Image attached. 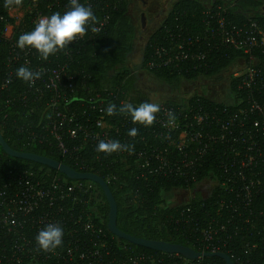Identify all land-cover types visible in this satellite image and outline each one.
<instances>
[{
    "label": "built area",
    "instance_id": "obj_1",
    "mask_svg": "<svg viewBox=\"0 0 264 264\" xmlns=\"http://www.w3.org/2000/svg\"><path fill=\"white\" fill-rule=\"evenodd\" d=\"M38 2L24 0L19 6L5 5L3 14L0 13V24L3 25L0 40L7 43L6 57L0 69L1 126L9 123L13 130L26 134L28 144L54 145L62 155H69L82 171L80 173L91 172L74 153L83 151L86 145L97 152L100 141L118 140L132 146L131 151L112 154L120 161L134 157L141 161V167L149 175L193 183L196 188L208 181L212 189L220 187L238 200L243 195L246 205L250 204L252 188H258L264 182V171L252 172L254 157L250 154L243 157V149L249 152L251 148L241 149L240 143L245 137L254 138L252 133H259L257 129L264 133V77L260 69L248 66L234 73L236 78H240V88H250L252 84H257L259 88V98L250 103L249 111L258 115L252 129H247L243 120L227 109L207 110L199 100L186 107H168L156 102L160 111L154 123L149 128L135 125L127 113L118 111L124 103H130L129 98L120 99L118 93L108 88L98 91L90 85L91 76L84 70L76 69L74 61L85 46L94 44L97 35L108 27L109 13L116 9L117 2L79 0L93 10L97 18L93 27L98 30L94 32L89 28L83 37L46 61L34 50L18 49L16 42L21 34L34 29L40 17L53 14V9H59L61 14L68 11L71 0H44L48 14L39 10ZM226 14L224 6L207 9L202 21L203 33L193 36L179 25L175 28L164 26V33L158 41L162 39L168 47L152 43L153 55L147 68H175L179 63L194 60L204 62L210 51L221 47L243 50L249 55L254 48L264 46L262 26L249 19L247 27H239L230 23ZM154 40L157 41V38ZM254 60L250 54L247 64L251 65ZM21 66L39 71L40 79L32 85L19 80L16 71ZM76 98L86 101L87 106L71 107ZM109 104L117 107L112 116L106 114ZM240 113L245 114L243 111ZM218 114L228 116L222 120ZM133 127L138 129L134 138L128 136ZM214 127L219 132L217 137L208 132V129L215 130ZM141 131L153 135L156 144L139 137ZM67 141L75 145L69 147ZM216 141L224 144V159L219 163L221 175L216 180L206 178L198 181L205 163L204 156ZM134 142L143 145L135 148ZM112 180H115L114 176L107 177L105 182L108 184ZM91 189L90 184H69L48 173L36 180L32 171L16 167L7 170L0 164V264H111L103 259V253L108 254L109 247L102 229L86 207L93 199ZM50 222L63 227L64 242L54 252L46 253L36 246L35 237ZM218 232H225L224 226L218 230L207 228L201 231L203 242L208 245L217 243L211 253L219 252L221 242L223 246L227 243L220 240ZM252 249L255 250L256 246ZM148 260L142 255L139 259L130 257L122 263L136 264Z\"/></svg>",
    "mask_w": 264,
    "mask_h": 264
},
{
    "label": "trees",
    "instance_id": "obj_2",
    "mask_svg": "<svg viewBox=\"0 0 264 264\" xmlns=\"http://www.w3.org/2000/svg\"><path fill=\"white\" fill-rule=\"evenodd\" d=\"M114 1L117 5L116 9L109 13L108 27L97 35L94 44L86 45L81 54L74 58L76 69L84 70L91 76V86L98 91L104 88L113 90L118 93V98H129L134 106L143 102L156 103L135 87L140 76L147 74L177 95L175 98L162 101L163 105L186 107L196 104L199 100L207 110L227 109L229 113L243 120L247 129H252L258 115L249 111L250 103L259 98V88L257 84H252L250 88H240V78H236L234 73L251 66L260 69L264 77V46L252 50L253 53L250 54L255 60L251 65L247 64L250 54L232 47L213 49L208 53L206 61H185L175 68L172 66L150 70L147 68V63L152 60V43L156 42L157 45L168 47L167 42L162 39L158 41L164 33V26L175 28L179 25L192 36L203 33L204 12L212 7L219 5L226 7V19L234 25L247 27L248 20L251 19L264 28V0H231L230 2L215 0L210 2L209 7L202 0H175L161 26L145 43L140 65L132 71L128 69V63L134 50L136 27L128 14L130 0ZM38 3L39 10L48 14L45 8L46 2L39 0ZM5 5H7L6 0H0L2 14ZM58 10L53 9V13ZM2 28L3 25L0 24V30ZM156 38L157 41L154 40ZM6 46L7 43L0 40V69L6 57ZM196 82L204 83V91L198 93L194 90L187 96H181L183 95L181 87L185 91L186 86ZM216 85L226 92L225 101L215 103L209 91L205 92V89L209 90L210 86L214 88ZM82 105L83 108L86 107L87 102L76 98L71 107L79 108ZM240 111L245 114L241 115ZM218 116L225 120L228 115L218 114ZM257 130L259 133H252L255 135L254 138L245 137L243 143H240L241 149L251 148L249 152L243 149V157L249 154L254 157L253 173L264 171V135H262L264 133L260 129ZM208 132L216 137L219 135L216 128L208 129ZM0 134L15 151L51 158L77 172H82L69 155H62L54 145L28 144L26 134L13 130L9 123L5 127L0 125ZM257 134L259 136H256ZM140 136H143L145 140L148 139L151 144H156L157 140L153 135L141 131ZM67 143L69 147L75 145L70 141ZM133 145L139 148L143 144L134 142ZM223 154L224 144L220 141L210 145L204 156L205 163L199 172L198 181L206 178L216 180L220 177L219 163L224 159ZM74 155L83 160L87 171L100 176L104 181L107 177H115V180L108 182V187L117 205L116 224L120 231L141 239L165 241L192 248L200 253H211L212 247L217 246V243L208 245L203 242L201 231L207 228L218 230L224 226L225 232H218V237L227 243L225 246L221 244L222 242L219 244V252L227 254L235 264H264V182L258 188L256 186L252 188L251 201L248 205L243 195L238 200L233 194L224 192L220 187H214L206 198H203L200 193H195L187 202L173 207L165 201V194L179 189L193 192L196 188L193 183L186 184L168 177L149 175L141 167V161L136 158L130 157L123 162L112 154L97 153L89 145ZM0 164L7 170L16 167L20 170L32 171L36 180L48 173L69 184L75 182L90 184L93 199L86 207L92 213L95 223L102 229L108 244L109 253H103L105 263L123 264L122 262H126L130 257L139 259L144 255L149 260L138 261L136 264H225L218 257L187 260L179 255H169L135 246L112 235L107 228L108 203L101 188L92 182L69 180L62 173L41 164L10 157L1 147ZM221 204L223 207H220ZM253 246H256L255 250L252 249Z\"/></svg>",
    "mask_w": 264,
    "mask_h": 264
},
{
    "label": "clouds",
    "instance_id": "obj_3",
    "mask_svg": "<svg viewBox=\"0 0 264 264\" xmlns=\"http://www.w3.org/2000/svg\"><path fill=\"white\" fill-rule=\"evenodd\" d=\"M7 5L19 6L22 0H6ZM96 16L90 7L80 3L79 0H71L70 8L64 14L59 12L50 16L39 18L33 30L21 34L16 42L20 50H34L42 60H48L57 52L66 49L73 42L83 37L89 28L97 31L93 25ZM19 80L32 85L40 79L41 73L21 66L16 71ZM121 113H127L132 123L145 128L150 127L156 120V114L160 111L159 104L143 102L138 106L132 103H124L119 109ZM117 112L115 104H109L106 114L112 116ZM138 129L133 127L129 130V137H136ZM130 145L122 144L118 140L100 141L97 145V152L113 154L121 151H131ZM64 229L59 223L50 222L44 225L35 237V244L40 251L52 253L62 246L64 242Z\"/></svg>",
    "mask_w": 264,
    "mask_h": 264
},
{
    "label": "rangeland",
    "instance_id": "obj_4",
    "mask_svg": "<svg viewBox=\"0 0 264 264\" xmlns=\"http://www.w3.org/2000/svg\"><path fill=\"white\" fill-rule=\"evenodd\" d=\"M202 1H204L209 7L210 2L212 3L215 0ZM174 2L175 0H132L129 14L136 27V38L134 50L128 63V69L131 71L140 65L142 50L145 43L151 35L157 31L156 28L158 23L165 19L166 13L171 9ZM18 12V15H20V11ZM191 86L197 90L198 93H201V91H204L203 86L205 85L204 83L200 84L196 82L186 87L189 88ZM135 87L153 102H162L168 98L177 97L175 93H171L169 91L168 87L164 84L162 85L160 82H157L147 74H142L140 76L139 80L135 83ZM207 89H205V92L208 93L209 91V95L215 103L226 100V97H224L226 92L222 90L219 85H216L214 88L210 86L209 90ZM181 90L183 94L181 96H187V94H189V92L183 91V87H181ZM211 189V183L204 181L199 184L193 192L187 190H174L165 194L164 197L167 204L174 207L187 202L195 193H200L203 198H206L212 191Z\"/></svg>",
    "mask_w": 264,
    "mask_h": 264
},
{
    "label": "water",
    "instance_id": "obj_5",
    "mask_svg": "<svg viewBox=\"0 0 264 264\" xmlns=\"http://www.w3.org/2000/svg\"><path fill=\"white\" fill-rule=\"evenodd\" d=\"M0 147L2 148L3 152L10 157L16 159L28 160L41 164L45 167H48L50 169L62 173L69 180L89 181L98 185L101 188L109 206L107 228L112 235L116 236L121 240H124L135 246L143 247L149 250L158 251L169 255H179L187 260H197L204 257H218L222 259L225 264H235L227 254L222 252L200 253L186 246L172 244L165 241L146 240L128 235L120 231L117 227L116 224L117 205L108 187V184L100 176L92 173L77 172L72 168H70L69 166L64 165L51 158L43 157L32 153L15 151L9 147V145L6 143V141L4 140L1 134H0Z\"/></svg>",
    "mask_w": 264,
    "mask_h": 264
},
{
    "label": "flooded vegetation",
    "instance_id": "obj_6",
    "mask_svg": "<svg viewBox=\"0 0 264 264\" xmlns=\"http://www.w3.org/2000/svg\"><path fill=\"white\" fill-rule=\"evenodd\" d=\"M227 1L230 2L231 0H227ZM131 3H132V0H130L129 11H130V7H131ZM263 10H264V7H263ZM128 14H129V12H128ZM129 16H130V14H129ZM162 22H163V21H161V22L158 23V26H157L156 30L161 26ZM145 26H146V25H145ZM194 90H195V89H194L192 86L189 87V88H187V89H185L186 92H193Z\"/></svg>",
    "mask_w": 264,
    "mask_h": 264
}]
</instances>
